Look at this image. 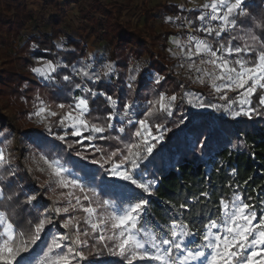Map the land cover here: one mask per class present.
<instances>
[{
	"label": "trees",
	"instance_id": "obj_1",
	"mask_svg": "<svg viewBox=\"0 0 264 264\" xmlns=\"http://www.w3.org/2000/svg\"><path fill=\"white\" fill-rule=\"evenodd\" d=\"M64 1L66 5H77L78 17L83 22L81 31L84 37L81 40L71 37L64 15H49L46 6L39 16H35L34 12L28 10L26 0H0V98L23 115L33 110L37 96L53 107L58 103H72L70 92L78 83L117 98L121 113L123 105L132 102L131 124L127 118L123 121L117 118L112 129L96 134L102 135L104 139L93 140L101 149L100 153L106 157L109 152L120 148V143L134 142V133L139 127L136 121L145 118L144 113L150 107L149 101L157 100L160 94L175 95L178 99L171 115L157 111L147 118L153 135L159 137L156 126H162L163 140L156 144L151 155L145 154L146 159L140 163L135 176L141 182L155 184L152 194L127 182H112L111 186L104 183L103 194L111 196L110 200L117 206H127L128 202L139 200L148 201L145 220L153 227L168 225L173 218H183L185 222H195V228L201 233L204 230L202 222L219 218L220 199L231 200L234 192H238L245 202L256 205L258 214L261 213L264 208L260 203L264 201V106L259 105V97L264 94V90L258 89L251 97V106L260 112L259 115H253L252 119L244 116L233 119L223 115L210 119L209 112L195 113L192 104L188 103L189 99H193L194 103V97H186L185 93L200 94L201 91L191 87L189 74L177 73L184 67L180 63H185L183 58H173L171 54L166 56L163 53L170 33L149 27V13H145L142 26L133 27L123 21L126 7L117 1ZM247 4L249 15L237 17L238 26L246 30L251 27L261 34L256 24L264 23V0H250ZM162 11L171 16L186 15V19L193 20L192 24L198 20L196 11L185 13L177 5H164ZM27 26H30L29 35L24 42L19 43ZM59 37H62V42H59ZM89 37H92V46L96 49L91 58L84 47ZM204 39L217 47L213 37L205 36ZM157 44L159 50L155 49ZM33 45L36 47L33 48ZM252 56L254 58L255 54ZM36 59L61 62L62 66L54 74L56 81L52 86L43 85L31 71ZM131 59L136 61L133 67L130 66ZM106 64L113 65L115 76L113 73L104 76ZM73 65H91L90 71L100 75L101 80L92 84L79 76L80 81L72 78V83L66 84L63 76L74 75ZM131 76H135V80H130ZM158 77L162 79L157 84ZM78 92L76 90L72 94L77 95ZM202 100L208 105L212 103L205 97ZM90 107L89 120L106 127L107 114L112 111L106 99L100 96L95 100L90 99ZM1 110L0 107V119L7 121L17 135L16 127ZM182 114L188 116L187 120L176 131ZM120 127L124 128L123 133L118 131ZM24 134L29 140L38 136V132ZM55 134L62 135L63 130L57 127ZM89 134L85 132L84 136ZM79 140L78 137L67 135L63 142L58 139L47 141L45 155L56 156L64 163H70L77 153L83 154L82 150L86 148L92 154L89 158L100 162L98 153L90 147L89 142L85 140L81 144L77 142ZM150 142L155 143L151 139ZM70 144L73 146L69 147ZM72 168L94 182L102 176L96 165L81 168V163H76ZM17 181L35 184L31 174L26 171L17 174ZM110 187L113 188L112 194H109ZM202 192H208L210 198L205 199L200 195ZM40 199L45 202L42 197ZM182 203L189 204L187 212L180 209ZM97 247L104 255L102 246L98 244ZM111 261L114 259L103 256L94 257L84 264H112Z\"/></svg>",
	"mask_w": 264,
	"mask_h": 264
},
{
	"label": "snow or ice",
	"instance_id": "obj_2",
	"mask_svg": "<svg viewBox=\"0 0 264 264\" xmlns=\"http://www.w3.org/2000/svg\"><path fill=\"white\" fill-rule=\"evenodd\" d=\"M201 8L203 11L196 17L200 21L196 31L204 32L207 37H213L218 47L213 49L208 39L193 36L188 37L186 45L181 44L179 40H174L173 43L179 48L181 55L189 61V70L197 74L196 82L203 85L207 80L216 93H224L220 99L227 101L224 110L230 111L233 119L241 116L252 119L253 115H259L260 112L258 108L251 106V97L258 89L264 90V23L256 24V28L261 29V34H257L249 27L248 30H244L243 36L232 35L225 44L220 39L222 34L231 33L237 28V17L249 15L247 0H209ZM171 19V17L168 18L169 21ZM187 23L191 26L193 21L188 20ZM236 39H242L244 43L234 46L232 41ZM35 47L36 45H33V48ZM194 57H200L198 63ZM230 57L234 58L230 59ZM61 66L59 61L56 63L45 61L40 67H34L31 71L43 80L55 83L56 78L53 74ZM90 68L91 65L80 67L73 65L72 72L94 84L98 83L101 80L100 75L90 71ZM104 68V76H110L114 71L112 64H106ZM129 79L135 80V76ZM161 79L162 77H158L156 83H160ZM63 81L71 84L72 77L64 75ZM76 90L86 95L72 94ZM227 91H238V95L235 99H229L226 95ZM70 95H72V103L56 104L58 109L66 110L62 114L53 111L50 105L37 96L36 111L32 114L45 125L50 134L52 132L50 118L59 115L57 126L65 129V132L63 135H57L56 139L62 142L70 134L72 137L80 138L78 143L82 144L86 140L91 145L94 139H104L102 135L96 134L112 129L113 122L117 118L123 121L126 117L132 116L134 108L132 102L125 103L121 113L118 109L119 100L105 91L84 87L77 83ZM98 96L104 97L112 109L107 114L106 127L100 123H93L88 118L92 111L90 99L95 100ZM185 96L194 97L195 103L193 99L188 100L193 107L213 109L222 107L219 104H205L202 99L192 93H185ZM177 99L175 95L160 94L157 100L149 101L150 107L144 113L145 118L136 121L139 127L134 135L139 138L138 142L125 145L126 154H122L123 158L119 163H112L110 169L112 176L134 185L149 195L152 194L155 184L141 182L135 176L140 163L146 159L145 154L151 155L156 144L163 140L162 126H156V131L160 132L159 137L153 135L147 118L157 111L171 115L172 107ZM233 105L237 107L234 108ZM259 105L264 106V95L259 97ZM132 122L131 119L128 120V123ZM68 129H71L70 133ZM118 131L123 133L124 128L120 127ZM85 132L91 134L84 136ZM149 138L155 143L150 142ZM72 146L69 145V147ZM91 146L95 151H101L95 145ZM117 155V152H112L105 162L111 161L112 157ZM40 159L50 170V175L55 177L57 186L69 190L67 193H61V196L66 195L69 198L68 206L56 207L55 213L59 215L61 212H68L70 208L82 210L85 213L84 224L91 229L92 233H100L98 239L105 243V247H108V241L113 242L109 248L110 254L121 258L125 264H134L137 260H147L153 264H253V257L258 255L256 249L264 246V211L258 214L256 205L245 202L238 192L233 193L231 200L220 199L219 218H209L202 222L204 229L202 233L195 228V222H185L183 218H173L168 225L153 227L145 220L148 201L139 200L134 203L128 202L127 206H117L111 200L104 199L100 206L106 210V214L98 213L97 208L93 206L94 197L99 203V196L94 189L87 188L80 178L70 174L59 160H49L44 156ZM97 162L95 159L92 160L93 164ZM8 164L9 158L6 151L0 149V169H6ZM124 165L127 167H123ZM100 166L103 167V163ZM7 171L9 175L14 174L11 169ZM76 190L82 195H75ZM200 195L205 199L210 198L208 192H202ZM0 199H3L2 189H0ZM8 199L11 200L12 197ZM73 199L75 203L72 202ZM248 199L251 200V197ZM34 200L36 196L31 195L27 198V203L32 204ZM82 201H87V205ZM260 203L264 205V201ZM180 209L187 212L189 204L182 203ZM51 223L48 217L40 219L33 226L31 233L26 236L23 232L17 233L16 226L6 211L0 210V264H32L30 249L41 238L45 226ZM70 226L75 229L74 238L70 239L63 234L54 236L47 245V251L39 260V264H80L87 259L82 249L89 246L88 229L81 231L76 217L69 218L62 225L65 229ZM109 231L111 234L105 236L104 233ZM82 236L85 239H81ZM69 240L70 243L66 247L64 241ZM65 247L66 250L61 251ZM24 253H29V256L22 255Z\"/></svg>",
	"mask_w": 264,
	"mask_h": 264
},
{
	"label": "rangeland",
	"instance_id": "obj_3",
	"mask_svg": "<svg viewBox=\"0 0 264 264\" xmlns=\"http://www.w3.org/2000/svg\"><path fill=\"white\" fill-rule=\"evenodd\" d=\"M109 1H117L126 7L125 14L122 18L125 23H130L133 27H140L142 26L143 18L145 17V13L147 12L149 13V18H150V20L148 21L149 27H153L157 31H162L163 33L173 34L172 38L168 37V39L166 40V45L167 47H170V49L169 50L165 49L163 53L167 56L168 55L167 52L170 51L171 53H173V56H175V58L176 57L183 58L185 63L183 62L180 63L184 67L180 71H177V73L190 75L188 77V80L191 83V87L197 88L201 91L200 94L195 93L194 94L195 96H198L200 99H202V97H205L206 99L212 102L211 104H219L222 106L220 109H213L211 107L199 108L192 106L193 111L195 113L199 111L209 112L210 119H213L215 116H220V115H223L224 117L227 116L231 117L230 111L224 110V108L227 106V101L220 99V96L223 95L224 93H216L211 88L207 80L203 85L196 82L195 77L197 74L194 71L189 70L188 68L189 61L187 60L186 57L181 55L179 48L176 46V44L173 43L174 40H179L181 44L186 45L189 36L204 39L206 34L204 32L196 31V28L200 26L199 20H197L199 24H196L197 22L196 21L194 22V24L189 26L187 23L188 19H186V15L171 16V15H166L165 12L162 11V7L164 5H177L179 10L182 12L187 13L190 11H196L198 15H200L201 12L203 11L201 6L204 5L206 2H209V0H101V2L103 3H107ZM249 1L250 0H247V2ZM26 6L28 10L35 13V16H39L43 12V7L45 6L47 7L46 13L49 15H53V16L59 14L64 15L65 22L69 23L68 28L71 29V33L74 36L73 38L77 40H81L84 37V34L81 31L83 22L79 19L77 15V5L75 4L66 5L64 0H52V2L51 0H26ZM169 17L172 18L170 21L168 20ZM189 20L193 21L192 19ZM244 30L246 29L243 26H238V22H237V28L231 33L226 32L222 34V37L220 39L225 44H227L230 36L235 35L237 37H241L244 34ZM29 32H30V26H27L25 28V31L22 33L20 37L19 43L24 42L26 40L27 36L29 35ZM213 40L218 47L216 40L214 38ZM243 43L244 41L242 39H236L232 41V44L234 46L242 45ZM91 47L92 48H90L87 51L88 57H91V55H93L94 51L96 50L93 46ZM215 48L216 47L213 46V49ZM155 49L159 50L158 44L155 45ZM233 58L234 57H230V59ZM194 59L198 63L200 57H194ZM45 61L46 60L44 59H36L35 67H40L41 64ZM131 61L136 63V61L131 59L130 65H131ZM131 67L133 66L131 65ZM208 67L209 70H211V67L210 66ZM35 77L43 85L47 87H50L53 84L49 81L43 80L37 75H35ZM245 87H247V85ZM238 91H243V90H238ZM238 91H227L226 95L228 96L229 99H235L238 95ZM78 93L79 94L77 95L80 96L85 95V93L80 91ZM44 102L48 104L46 101ZM195 102L196 101L194 99V103ZM37 103L38 102L36 100L33 106V110L31 112L22 115L20 111L18 112V110H14V108L9 106L4 99L0 98V107L2 108L1 113L8 116L9 120L12 122V124L16 127L18 131L16 135L14 131L8 126L7 121L0 119V133H2V135H0V149H4L9 158V164L6 166V169H0V189L3 190V199H0V210L6 211L9 218L16 226L17 233L23 232L25 233L26 236L31 233V231L33 230V226L36 223H38L40 219L44 217H48L49 219H51L52 223L45 226V230L41 233V238L37 240L36 244L32 245V248L30 249L32 264H39V260L43 257L44 252L47 251V245L51 242L54 236L63 234L68 236L70 239L74 238L75 229L72 226H70L67 229L62 227V225L71 217H76L78 219L79 228L81 229V231L87 228L89 232V236L87 237L89 246L82 249L87 256V259L81 261L80 264L87 263V261H91V259L94 257L103 258V256H105V258L114 259V261H111L112 264H116V263L125 264V262L121 258L110 254L109 248H111L113 242L108 241L107 242L108 247H105V243L99 241L98 239L100 233L99 232L92 233L91 229L84 224L85 213L82 210H80L79 208H77L76 210L70 208L68 212H61L59 215L55 213L56 207L63 208L68 206L69 198L66 195L61 196V193H67L69 190L61 189L57 186L55 182V177L50 175V170L47 169V166L43 163L40 157L44 156L49 160H59L61 165L69 170L70 174L80 178L87 188L94 189L99 196V203L96 201V198L94 197L93 206L97 208L98 213L106 214V210L103 207H101L100 204L104 199L110 200L111 196H105L103 194L102 186L104 185V183H108L109 186H111L110 183L112 182H125V181H121L115 176H112L110 174V169L112 163H119V161L123 158L122 154H126V148H125L126 144L120 143V148L114 151L118 153L117 159H115V157H112L111 161L108 162H105V160L108 156H110L112 152H109L108 156L105 157L100 153V151L97 152L94 150L96 153H98L100 157V162L93 164L92 160L94 158H89L90 155L92 154H90L86 150V148L82 150L83 154L75 156L70 163H64L56 156L47 157L45 155L46 145H47L45 142L50 141L52 139H56L57 135L55 134V131L57 127H59L57 126V121L59 120L60 117L58 115L57 117L50 118L49 122L51 123L52 126V132L50 134L46 130L45 125L40 123L38 118L32 115L36 111ZM50 106L53 111H56L61 114L63 111H66V110L58 109L56 106L55 107H53L52 105ZM233 107L235 108L237 106L233 105ZM182 116L183 118L179 121V125L176 128V131L178 130L179 126L182 125L187 120L188 116L185 117L184 114H182ZM59 128L63 130V134H64L65 129L61 127ZM67 131L70 133L71 129H68ZM26 132H34V133L38 132V134H36L38 136L37 138L35 137L32 140L31 139L29 140L27 139V136L24 134ZM69 136L72 137L70 134ZM17 138L19 139L18 141ZM133 143H135V138ZM91 145H95V147L98 148V146L95 143H93V141L91 142ZM91 145L90 147L94 149ZM76 163L77 164L81 163V168H84L85 165H96V167L101 171L102 176H100L96 180L97 182H94L93 180L90 179H85L80 174V172H76V170L72 168V165ZM101 163H103L104 165L103 167L100 166ZM123 167H126V165H124ZM7 169H11L14 172V174L9 175ZM23 171H26L31 174L32 178L35 181L34 185L33 184L29 185L25 183L22 184L17 181V174L18 173L20 174ZM40 190L41 193L39 192ZM112 190L113 188L110 187L109 194H112L113 192ZM31 195H35L36 200H34L32 204H28L27 198ZM75 195H82V194L78 190H76ZM89 195H91V193H89ZM8 197H12V199L9 200ZM40 197H42L45 202H42ZM72 202L75 203V200L73 199ZM82 203L87 205L88 202L82 201ZM104 234L105 236H108L111 234V232L109 231ZM81 239H85V237L82 236ZM69 243L70 240L64 241L66 247L69 245ZM98 244L102 246L104 250V255L101 254V251L98 250L97 247ZM66 247L61 251H65ZM256 251L258 255L253 257V264H264V246L257 248ZM22 255L29 256V253H24ZM134 264H153V262L147 260L145 261L137 260L134 262Z\"/></svg>",
	"mask_w": 264,
	"mask_h": 264
},
{
	"label": "crops",
	"instance_id": "obj_4",
	"mask_svg": "<svg viewBox=\"0 0 264 264\" xmlns=\"http://www.w3.org/2000/svg\"><path fill=\"white\" fill-rule=\"evenodd\" d=\"M77 15H78V13H77ZM67 24H69L68 22H67ZM67 29H68V32H69V34L71 35V37H74L73 36V34L71 33V29L70 28H68L67 27ZM168 37H173V34H170ZM168 39V38H167ZM92 46V37H89L85 42H84V47H85V52H86V54H87V51L90 49V48H92L91 47ZM166 49L167 50H169L170 49V47H167V45H166ZM95 52V51H94ZM168 54H171V56L174 58L175 56H173V53H171L170 51L169 52H167ZM94 54V53H93ZM88 56V55H87ZM91 57H93V55H91ZM90 57V58H91Z\"/></svg>",
	"mask_w": 264,
	"mask_h": 264
},
{
	"label": "built area",
	"instance_id": "obj_5",
	"mask_svg": "<svg viewBox=\"0 0 264 264\" xmlns=\"http://www.w3.org/2000/svg\"><path fill=\"white\" fill-rule=\"evenodd\" d=\"M62 40H63L62 37H59V42H62ZM135 64H136L135 62H132V61H131V65H132V66H135ZM131 65H130V66H131ZM113 69H114V67H113ZM112 73L114 74V76L116 75V71H115V69H114V71H113ZM100 74H101V76H102V73H100ZM72 78H74V79H76V80H78V81L81 80L80 77H79V76H76V75H73ZM91 83H92V81H91ZM92 84H94V83H92ZM126 118H127V119H132V116H131V117H126ZM134 138H135V142H138V139H139V138H137V137H135V136H134Z\"/></svg>",
	"mask_w": 264,
	"mask_h": 264
}]
</instances>
